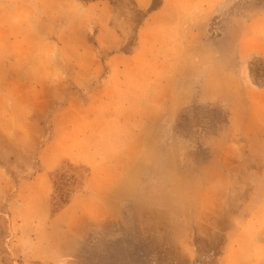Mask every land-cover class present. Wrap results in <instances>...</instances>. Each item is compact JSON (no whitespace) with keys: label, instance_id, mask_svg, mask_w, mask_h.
I'll use <instances>...</instances> for the list:
<instances>
[{"label":"rangeland","instance_id":"obj_1","mask_svg":"<svg viewBox=\"0 0 264 264\" xmlns=\"http://www.w3.org/2000/svg\"><path fill=\"white\" fill-rule=\"evenodd\" d=\"M109 1L134 53L163 0ZM58 2L0 0V264H264V0L167 10L123 104Z\"/></svg>","mask_w":264,"mask_h":264},{"label":"crops","instance_id":"obj_2","mask_svg":"<svg viewBox=\"0 0 264 264\" xmlns=\"http://www.w3.org/2000/svg\"><path fill=\"white\" fill-rule=\"evenodd\" d=\"M201 1L208 5L214 2V0ZM194 2L196 0H163L161 9L151 15L139 29L136 51L128 54L121 52L126 40L121 37L120 30L113 20L115 10L111 1L93 0L83 3L81 0H62V2L54 3V6L64 12L63 39L67 42V47H69L67 51L70 56L80 58L81 73H87L88 75L94 73L98 75L99 73L98 62L93 58L90 44L100 54L102 52L109 53L107 68L111 78L103 85L108 84V87L113 91L112 97L115 98V102L123 104V98L129 96V93L128 95L125 94L126 90L131 89L130 78H127L128 75H131V62L142 63L145 58L154 55L156 52L167 50L170 48L168 47L170 45H166L167 41L171 39L173 41L174 39V34H165L160 29V22L155 19H162L165 17L167 10L173 7L177 11L181 10L179 17L182 19L184 17L183 9L185 7L194 8L195 6L192 5ZM134 3L137 10L145 12L152 7V0H134ZM155 14L158 16H154ZM128 20L131 22V18ZM167 36L170 37L169 40L166 38ZM174 37H176V34ZM162 40H165L166 43H162ZM69 42H73L74 45H70ZM184 42L185 37L183 34H179L171 47V49L175 48L176 57H183L188 54ZM185 49H187L186 52Z\"/></svg>","mask_w":264,"mask_h":264},{"label":"trees","instance_id":"obj_3","mask_svg":"<svg viewBox=\"0 0 264 264\" xmlns=\"http://www.w3.org/2000/svg\"><path fill=\"white\" fill-rule=\"evenodd\" d=\"M59 201L61 202V204H65L67 202L66 199L62 197H59Z\"/></svg>","mask_w":264,"mask_h":264}]
</instances>
